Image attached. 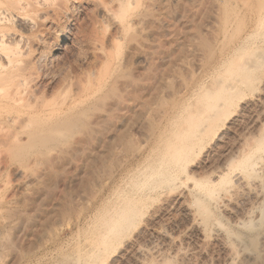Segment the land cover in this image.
<instances>
[{
  "label": "bare ground",
  "instance_id": "bare-ground-1",
  "mask_svg": "<svg viewBox=\"0 0 264 264\" xmlns=\"http://www.w3.org/2000/svg\"><path fill=\"white\" fill-rule=\"evenodd\" d=\"M5 1H10L11 4L16 1L18 2V0ZM158 1L159 0H23V5H21L19 9L27 11V14H24L25 12H20L23 14L22 16L21 14H9L10 12L6 14L7 11H0V30H2L5 22L14 20L16 17H22L20 20L21 22H19L21 23L19 24L20 27L29 29L33 24H35V27L36 25L43 27L44 25L46 26L45 20L52 14V16H55L56 12L59 11L58 14L63 15L68 11V7L74 6L76 3L91 2L100 15L106 20L109 19V24L113 28H117L120 34L119 37L121 38L123 34L128 36L127 34L130 33L131 28H138L145 18L157 16L156 8L158 6ZM177 1H179L178 4L185 12L191 5L190 0ZM60 2L65 3H62V5H64L63 7L62 5L60 6ZM143 2H146L145 5H143ZM18 4L19 2L17 5ZM255 4L249 24L246 27L243 26L244 28H241L239 32L237 31L235 35L233 33L232 39H229L230 42L228 40L229 44L222 49V52H219L220 54L218 51L221 48L217 50L215 46L209 44L208 41L204 39L202 41L200 40L202 45L207 49V62L205 61L207 66L211 69H215L216 65L219 64L220 67L218 68L223 70L222 73H224V76L220 80L215 81L213 86L206 90L204 99H201L198 105H196L195 111L191 113V115L188 114L189 116L186 115L184 117H182L180 113L178 115L169 114L172 119L175 118L173 119L176 120L174 123H156L155 121L153 124L150 123L152 129H150L152 131L150 134H153L154 138H152L154 140H152L148 147L140 153L139 157L137 156V159L123 162L114 158L115 160H113L111 164H108L104 162L105 160L103 158V161H101L103 165H99V169L97 167V170L91 172L90 184L85 189L74 192L75 198H77L76 204L78 208L75 207V212L72 210L74 215L70 225L72 228L76 229L78 239L76 244H73L74 246L71 250L69 249L61 253V259L59 261L57 260L58 262L55 261V264H216L212 261L217 260H212L210 258V255L207 253L208 250L204 252L205 249L203 248L204 250L201 251V248L204 247L202 244L201 247L199 246L200 244L198 246L194 245L192 248L190 247L191 245L188 239L192 233L196 234L202 242L206 243L208 246L210 245L209 247L217 246L218 253H220L219 255L217 251L214 253L220 257L219 260L221 259L223 264H252L249 256L250 254L247 252L248 244L249 242H256L255 239L257 235L264 228V87H259L260 82L263 81L260 74L262 70H264V46L255 45L259 40L264 41V0H256ZM57 5L60 6V9ZM141 5H143V7ZM61 15L59 16L61 17ZM235 17V11L233 13V10H225L221 18V29L226 35L230 32L228 30L231 27L230 25L234 23ZM10 22L13 24V21ZM17 23L15 22L16 25ZM6 34L0 31V106L2 108L4 106H10L8 108L12 109V107L17 106V103L24 100L23 95L25 93L29 91L30 94L36 93L33 91L38 89L40 83V71L42 68L39 67V64L42 62V59L45 58V52H38L37 54L35 52L33 58H31L27 64L22 65L23 59L21 56H23V48L19 49L16 47L17 44L14 47L13 41L6 38L10 33ZM116 36L118 37V35ZM95 37L96 38L91 41V44L93 48L97 50L100 44H98L99 39L97 36ZM130 38L131 40H135L137 35L131 33ZM114 40L116 43L118 39ZM263 41H261V43ZM220 42H222V40ZM115 46H117V44H115ZM153 46L152 44V47ZM154 49L152 55L154 54L155 56L157 48L155 47ZM30 57H32L31 54ZM106 57L108 56L106 55ZM102 58H104L103 55ZM220 58L221 62L218 63ZM99 60L103 61L104 59L102 60L100 57ZM106 60L107 59L104 60L105 63L107 62ZM141 68H139V70ZM143 68L146 67L143 66ZM150 70L153 72L151 74L152 80L149 87L152 98L149 101L144 98L142 94H138L136 98L137 106L143 109H147V107L151 105L152 100H154L158 92V83L156 84L158 68L155 64H151ZM142 71L143 70H141V72ZM26 73H28L27 76L25 75ZM130 73L131 71L129 74L126 73L125 76L127 77L129 75V77L124 81L123 90H121L122 93L118 94L116 101L110 105L109 110H106L107 114H105L103 118L101 117L102 120L100 123H112L111 119L116 115V112L130 107V104L128 105L127 102L129 101L128 98L140 89L141 81L139 79L140 77H137L136 74L132 73L130 75ZM54 74H51L52 80L58 77H56L57 73ZM124 74L125 73H123V75ZM92 75L94 76L95 74H93V72H91L90 75L88 74L90 77H92ZM100 75L102 76V73ZM116 77L118 76L116 75L115 78ZM110 78L109 80L105 79L106 81L100 82L99 84L93 83L94 81L92 80V82L87 80L85 85L80 86L81 88L79 87L81 89L80 92H85L89 98L87 101L91 99L90 102L92 100L94 101L98 95L104 94L103 91L106 88L105 86H108L109 92H115L117 84L111 81ZM40 89L41 88H39V90ZM248 90V94L252 97L251 106L253 108L249 112V119H247L244 125L241 123L242 127H239L237 130L236 137L233 136L235 139L232 143H229L226 139L222 140V137L219 138L220 141H217L218 138L216 137L222 134L218 132L223 129L226 120H228L231 115H238L239 112L243 110L241 101L248 95L246 93ZM98 97L100 98V96ZM61 101L62 100H60V103ZM37 102L39 101L37 100L36 103ZM48 102L46 103L49 104ZM63 102H65V100H63ZM90 102L87 104L89 107L93 105V103ZM46 103L39 102L38 104L42 111V113L40 111L41 115L43 114V110H45V106H47ZM76 107L78 108L79 106L77 105ZM69 108H71V106ZM84 109H82V111H85ZM45 111L44 114L47 113V109ZM55 111H58V113ZM55 111L54 113H56V115L53 116L54 119L50 118V120L47 118L48 115L45 116L43 114L41 116L39 113H35L36 116L32 115V117H34L32 122L35 123V127H32L33 130H29L30 132H28L27 137L29 140L27 142L30 144L31 139L33 141L31 142L32 146H28L29 149L36 146L35 144H38L39 141L45 146L51 141V143H53V140L59 135L61 140L63 128H67L65 130H68V127H70L69 124L74 120L73 116L71 118L66 117L67 114L64 116L63 113L65 112H63L61 108ZM79 114L81 113L79 112ZM242 116L238 115L235 122H238L239 119H241L240 122L245 121V117ZM30 118H28L29 121H31ZM13 119L14 118L9 117L8 119L6 118V120L0 121H4L3 123L5 124L10 121L15 122V119ZM51 120H53L52 123H50ZM102 123L100 125H102ZM15 124L18 123L15 122ZM237 124L240 123L238 122ZM98 126L99 124L97 127ZM25 128H29V125H26ZM2 129H5V127ZM71 129L72 127H70V130ZM70 130L68 131L70 132ZM4 131L5 130H3V132ZM64 137L65 136H62V138ZM114 137H116V135ZM91 140H93L92 137ZM19 144H16L14 148L17 149L18 153L22 149H27H24L26 146L19 148ZM22 144H24L23 141L21 145ZM23 150L20 152L21 154L24 153ZM15 151L16 150H14V152ZM28 151L27 149V154H29ZM93 165L94 164H92L91 167ZM50 190V184L45 185L41 191L36 190L38 191V195L34 201V208L36 210L40 209L41 206L43 207L44 201L50 194ZM69 194L71 195V192ZM247 195L250 199V205L246 210H241L238 206V200L241 196L245 198ZM241 199L242 198H240V201ZM69 200L70 199H68V201ZM66 201L65 203H67ZM244 203L245 201L243 204ZM63 210L62 208V211ZM63 213L62 215L60 213V215L65 219V214ZM67 214L68 212L66 215ZM45 215H48V213ZM23 216L26 217L25 215ZM30 216L31 215H29V217ZM69 216L71 217V215L68 214V218ZM33 219L34 218L31 220ZM27 222L28 221H26V224L29 226ZM8 231L9 230L0 231V258L5 248L10 249L16 246V244L14 245V239L11 238L12 235L10 236ZM197 236L196 238L199 240ZM47 240L48 239H46V241ZM16 247L14 249H16ZM195 247H199L201 249L200 251L204 253L201 255L199 250L194 249ZM193 249L194 252L196 250L199 255L198 253H193ZM214 249L216 248L213 247V250ZM192 253L196 255V257L195 255L194 257L197 261H193L194 259L191 257ZM211 253L212 251L210 254ZM197 255L200 260L197 259ZM200 255L201 258L199 257ZM221 262L220 264H222Z\"/></svg>",
  "mask_w": 264,
  "mask_h": 264
},
{
  "label": "rangeland",
  "instance_id": "rangeland-1",
  "mask_svg": "<svg viewBox=\"0 0 264 264\" xmlns=\"http://www.w3.org/2000/svg\"><path fill=\"white\" fill-rule=\"evenodd\" d=\"M1 1L2 0H0V2ZM190 1L191 5L185 12L178 4L179 1L177 0H161V2L159 0L158 6L156 8L157 16L145 18L140 25L142 27L139 26L136 29L131 28L130 33L127 34L128 36L123 34L124 37L122 36L121 38L119 37L120 34L117 31V28H113L109 24V19H107V21L105 18H103V16L100 15L98 10H96L93 3L91 2H80V4L76 3V6L74 5L68 7V11L63 15L58 14L59 11L56 12L55 16H52V14L50 16L51 18L49 17L47 20H45L46 26L44 25L43 27L37 25L35 27V24H33V27L31 26L29 29L20 27L19 24L21 23L19 22H21L20 20L22 17H16V21L15 19L8 20V22L13 21L14 25L12 22H5L3 24L2 30L0 31H2L4 34L10 33L8 35L6 34L7 36L10 35L9 37L6 36V38L9 40L11 39L10 41H13L14 47L17 44L16 47L19 49L23 48V56H21L23 59L22 65L27 64L29 60L33 58L35 52L36 54L38 52H45V58H43L42 62L39 64V67L42 69L40 71L41 78L39 79L40 83L38 89L33 91L38 94H30V91L25 93L23 95L24 100H22L20 103H17V106L15 107L11 106L12 109L8 108L10 106H4L3 108L0 106V116H2L0 117V120H6V118L8 119L11 117L15 119L16 123H18L15 124L14 121H10L8 122L9 124H4V121H0V231L9 230V235H12L11 238L14 239V245L16 244V246H18H14L10 249L5 248L0 258V264H55L58 262L61 259V253L69 249L71 250L78 239L76 229L72 228L70 225L73 220L74 212L76 211V208H78L76 204L77 198H75L76 196L74 192L85 189L90 184L91 172L97 170V167L99 169V167L103 165V162H101L103 161V158L105 160L104 162L108 164H111V162L115 160L114 158H117L116 160L123 162L126 160L137 159L140 153H142L148 147L149 143L154 140L153 134H150L152 133L150 123H174L176 120H173L175 118H171L170 115L172 114L178 115L180 113L182 117L186 115L189 116L188 114L191 115V113L195 111L196 105H198L201 99H204L206 90L211 88L215 81L220 80L224 76V73H222L223 70L218 68L220 67L219 64L216 65L215 69H211L207 66V49L204 45H202L200 40L202 41L204 39L205 41H208V43L212 46H215L217 50L221 48L218 53L220 51L222 52V49L226 47V45H228L232 39L231 37L233 33L235 35L237 31L239 32L241 28H244L243 26L246 27L251 21L256 0ZM2 2V5L0 3V11H7L6 14L8 12H10L9 14L15 13L17 15L24 12V14H27V11H22L19 9V7L23 5V0H18V5L17 1L12 3L14 7L10 1L3 0ZM62 3L60 2V6ZM145 3L146 2H143V5H145ZM58 5L57 7L60 9V6ZM143 5L141 6L143 7ZM63 6L64 5H62V7ZM225 10H233V13L234 11L236 13V21L234 19V23L230 25L231 29L229 28L228 31L231 33L226 32L227 35L224 31L222 32L221 29V18L223 17ZM21 15L23 16V14ZM59 15H61V17ZM15 22H18V26L15 24ZM3 28L6 31H4ZM131 33H135L137 35L135 40H131ZM116 35H118V37ZM95 36H97L99 39L98 44H100L98 45L97 50H95L96 48H93V45L91 44V41L96 38ZM114 39H118L116 40V43ZM221 40L222 42H220ZM14 41L18 43H15ZM261 41L263 40H259V42L257 41L255 45L264 46V41L262 43ZM115 44H117V46H115ZM152 44L154 45L153 47ZM155 47L157 48V52H154H156L157 55L155 54L154 56V54L152 55V52ZM30 54L32 57H30ZM101 54L104 58H102ZM149 54L155 58H151L152 56ZM106 55L108 57H106ZM100 57L102 60L107 59V62L105 63L103 60L105 63L104 64L103 61L99 60ZM219 62H221V58L218 63ZM151 64H155L158 68V75L156 79V84L158 83V92L154 98L155 102L152 100L151 105L147 107V109H143L137 106L136 98L138 94H142L144 98L148 99L149 101L152 98V95L149 92V87L152 80L151 74L153 73L152 70H150ZM143 66L146 68H143ZM139 68L141 69L139 70ZM141 70L143 71L141 72ZM130 71V75L133 73L136 74L137 77H140V89L136 91L137 93L135 92L130 98H128L129 101L127 102L128 105L130 104V107L116 112V115H114V117L111 119L112 123L110 122L107 124L101 122L102 125H100V121L102 120L101 117L103 118L104 115L107 114L106 110H109L110 105L116 101L118 94L122 93L121 90H123V85L125 83L124 81L129 77L128 74ZM91 72L95 74L94 76L92 75V77L88 76V74L90 75ZM100 72L102 73V76L100 75ZM262 72L260 76L264 81V70H262ZM54 73H57L56 77H58L52 80L51 74ZM123 73L125 74L123 75ZM126 73H128L127 77L125 76ZM25 75L27 76L28 73ZM109 75H112L111 78ZM116 75L118 77L115 78ZM109 78L111 81L116 82L118 90L116 89L115 92H109L108 86H105L106 88L104 91L106 93L103 91L105 96L101 92L103 95H98L100 96V98L97 96V98H99L98 100H96L97 98L94 97L96 98H93L95 102L93 100L91 101L93 103V108L92 106L89 107L87 104L91 99L87 101L89 98L85 92H80V86L85 85L87 80L90 82L94 81L93 83L99 84L100 82L106 81L105 79L109 80ZM263 81H261L259 84V87L261 88L264 87ZM39 88L41 89L39 90ZM248 92L249 90L246 91L247 94ZM250 97L251 95L248 94L245 96L243 101H241L243 110H241L238 114L241 116L243 115L242 117H245V121L240 122L241 119H239L238 122L240 124H237L238 122L235 121L238 115H231L228 120H226L223 129L221 128L222 130L218 132H221L222 134H220V136L217 135V141H220L219 138L221 137L222 140L226 139V141L229 143L234 141L237 130L239 127L241 128L242 125L245 124L247 119H249V112L253 109L251 106L252 97ZM37 100L40 103H46L48 101L51 102H48L49 104L46 103L47 106L44 108L45 110L47 109V113L44 114L46 111L43 110V114L45 116L48 115L47 118L49 120L50 118L54 119L53 116L58 113V111L55 110L60 108L63 112H65L63 113L64 116H66V114V117L71 118L73 116L74 120L69 124V126L72 127V131L68 126L65 127H68L70 132L65 130L67 128H63L64 130L62 133L64 135H61V140L59 135L55 139L56 141L53 140V143H51V141L48 143V145L46 144V146L43 144L46 148L39 141L38 144L34 143L36 146H33L32 149H29V145H31V142L33 141L31 139L30 144L27 142L29 140L27 137L28 132H30L29 130H33L35 127V123L32 122L34 118L32 115L36 116V114L39 113L41 115L42 113L40 107L38 106L39 102L36 103ZM60 100H62L61 103ZM63 100H65L66 103L63 102ZM59 104L62 105L60 106ZM77 105L79 106L78 108L76 107ZM70 106L71 108H69ZM82 109L85 111H82ZM54 111L56 113H54ZM78 111L81 114H79ZM74 113H78L77 116ZM28 118H30L31 121H29ZM1 122L3 123V127ZM52 122L53 120L50 121V123ZM98 124L100 129L97 127ZM26 125H29V128H25ZM4 127L5 129H2ZM3 130L5 131L3 132ZM115 135L116 137H114ZM62 136L65 137L62 138ZM90 136L93 140H91ZM22 141L24 144L21 145ZM16 144H19V148L26 146L24 149L27 148L29 150V154L26 152L27 149H22L24 151L22 154L20 153L22 150H20L19 154L17 149H14ZM14 150L16 151L14 152ZM81 150L84 151L82 152ZM15 153L18 154L16 155ZM92 164H94L95 167L94 165L91 167ZM48 184L51 185V190L50 194L47 196L48 198H46L44 201L45 205L43 204V207L41 206L40 209L36 210L34 208V201L38 195V191H41L43 187ZM70 192L71 195L69 194ZM243 197L244 196L240 197L243 199H241V201L239 198L238 206L239 209L246 210L250 205V199L248 195L246 196L247 198ZM68 199L70 200L68 201ZM65 201L67 203H65ZM242 201H245V203L243 204ZM55 207L60 210L56 209ZM62 208L64 209L63 211ZM72 210L75 211L72 212ZM67 212L72 218L70 216L68 218V214L66 215ZM46 213H48V215H45ZM60 213L61 215L62 213L65 214V219L61 217ZM29 215L31 216L29 217ZM31 217L35 220H31ZM25 219L28 221L27 223L29 226L26 224ZM22 223L24 224V227ZM7 226L10 228L8 229ZM192 234V236L190 235L191 237L189 236L188 239L191 245L190 247L192 248L194 245L198 246L199 244L201 247L202 244V246H204L201 248L202 250L199 247H195L194 249L199 251H203L205 249L204 252L208 250L207 253L210 255V258L212 260H217L212 262L220 264L221 259L219 260L220 257L217 256V254L219 255L220 253H218V247L213 246L216 248L214 251L212 246L209 247L210 245L208 246L206 243L202 242L196 234ZM196 236L199 240H197ZM46 239L48 240L46 241ZM255 241L257 243L249 242L248 244L247 252L250 254L249 256L251 258V263L264 264V228L259 232ZM15 247L16 249H14ZM194 249L193 253L197 254L198 252L196 250L194 252ZM201 251L200 253L202 255L204 252ZM209 251H212L213 254L211 253V255ZM216 251L217 254L214 253ZM193 253L191 256L192 259H194L193 261H197L195 259L196 255L194 254V257ZM198 255L197 259H199ZM201 255L199 256L200 258ZM221 263L223 264V262Z\"/></svg>",
  "mask_w": 264,
  "mask_h": 264
}]
</instances>
